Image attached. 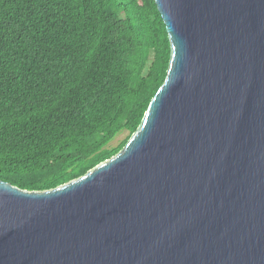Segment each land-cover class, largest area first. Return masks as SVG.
Segmentation results:
<instances>
[{"label":"water","instance_id":"95a60500","mask_svg":"<svg viewBox=\"0 0 264 264\" xmlns=\"http://www.w3.org/2000/svg\"><path fill=\"white\" fill-rule=\"evenodd\" d=\"M168 75L126 146L48 191L0 179V264H264V0H155Z\"/></svg>","mask_w":264,"mask_h":264},{"label":"trees","instance_id":"16d2710c","mask_svg":"<svg viewBox=\"0 0 264 264\" xmlns=\"http://www.w3.org/2000/svg\"><path fill=\"white\" fill-rule=\"evenodd\" d=\"M170 59L155 0H0V179L48 191L117 155Z\"/></svg>","mask_w":264,"mask_h":264},{"label":"rangeland","instance_id":"374dc122","mask_svg":"<svg viewBox=\"0 0 264 264\" xmlns=\"http://www.w3.org/2000/svg\"><path fill=\"white\" fill-rule=\"evenodd\" d=\"M130 132L129 131H124L121 132L109 145V147H116L118 146L121 142H123L128 136Z\"/></svg>","mask_w":264,"mask_h":264}]
</instances>
